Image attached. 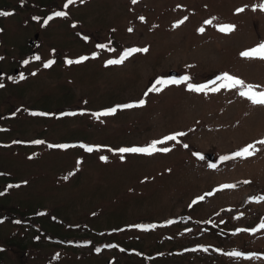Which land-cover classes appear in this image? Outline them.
Listing matches in <instances>:
<instances>
[{
	"label": "rangeland",
	"instance_id": "374dc122",
	"mask_svg": "<svg viewBox=\"0 0 264 264\" xmlns=\"http://www.w3.org/2000/svg\"><path fill=\"white\" fill-rule=\"evenodd\" d=\"M66 4L67 0L56 5L50 0H0V12L11 13L0 15V138L18 137L22 142L0 146V170L11 172L0 177V187L6 179H25L23 185L0 194V203L27 213L45 205L62 222L37 216L42 226L73 238L106 236L111 245L100 248L77 242L75 247L73 239L60 247L40 237L45 245H31L30 251L38 256L28 264H47L45 258L59 247V257L50 264H116L114 256L128 258L121 253L120 241L130 234H138L144 250L199 238L245 245L246 250L264 247L260 227L264 221L259 223L264 219V200L255 199L264 196V145L257 144L259 151L247 158L220 162L206 156L207 151L231 156L264 140V105L239 95L240 87L215 92L187 87L189 83L216 87L222 81L210 82L229 73L264 91V59L241 55L264 42V8L260 7L264 0H75ZM53 7L63 8L59 12L67 15L43 18ZM208 20L212 23L206 24ZM219 25L235 28L223 33ZM133 48L148 51L135 52L122 64L107 63ZM81 57L88 59L67 63ZM184 76L191 79L162 86L160 92L149 91L157 79ZM141 99L146 101L142 107L117 108L114 114L96 118V113ZM167 133H185L157 145L171 149L168 152L115 151L147 147L152 137ZM81 145L100 147L88 152ZM230 184L236 187L221 188ZM21 205H26L23 211ZM240 208L247 214L237 218ZM158 217L162 221L154 228L143 225ZM256 218L255 231L243 226L253 225ZM206 219L210 223L232 219L229 237L209 233ZM129 220L139 225L112 233L95 231ZM70 221L77 228L66 226ZM14 228L1 224L0 235ZM24 229L23 240L28 242L39 230ZM206 247L186 253L195 263H207L202 259L207 258L211 264L214 258L219 264H264V256L256 253L232 256L214 244ZM184 249L188 248L181 252ZM20 261L17 251L0 255V264Z\"/></svg>",
	"mask_w": 264,
	"mask_h": 264
},
{
	"label": "trees",
	"instance_id": "16d2710c",
	"mask_svg": "<svg viewBox=\"0 0 264 264\" xmlns=\"http://www.w3.org/2000/svg\"><path fill=\"white\" fill-rule=\"evenodd\" d=\"M59 2H60V0H50V3L52 5H56ZM59 9L61 10L63 8H60V7L59 8L58 7L49 8L46 11V13L44 14L43 18L48 20L49 17L51 16V14L53 13L52 11L59 10ZM77 106H79V105H77ZM44 207H47V206H45V205L43 206L42 204H40L37 206L36 209H42ZM52 210L53 209L50 208V210H49L50 214L52 213ZM2 213H4V212L0 211V214H2ZM8 213H11V211ZM30 213L31 212H29V215H30ZM217 214L218 213L216 211L215 215H217ZM245 214H247V210L245 208H240V210H238L234 216L237 218H241V216H243ZM47 216H49V215L46 214L45 217H47ZM29 218L31 219V221L33 220L32 217H29ZM41 218H42V216H39V218H37V219L40 220ZM209 219H206L204 222L205 226H206V230L209 231V233L211 232L214 235H217V236L222 237V238L229 237L230 230H232L233 226L228 228V224L233 221L232 219L227 221V222L220 221L219 223L218 222L210 223ZM212 219H217V217L212 218ZM161 221H162V219L158 217V218H156L155 222L154 221L151 222L150 220H145L143 222V225L144 224H146L148 226L151 225L154 228L156 223H161ZM257 221H259V220L256 218L253 222L255 223ZM67 224L70 226L71 225L76 226V222H74V221H70L69 223H66V226H67ZM207 224H209V225H207ZM137 225H139V224H136L134 220H129L126 222L123 221V222L118 223V224H112V225L107 226L105 228L96 229V230L99 232L104 231V232L112 233V231H115V229L127 230V229H130L131 227H134ZM233 225L236 227L238 226L235 223V221L233 222ZM246 226H249V225H246ZM41 228H44L46 230L47 234L52 235L51 237L63 238L66 241L69 240L70 238H72L71 237L72 235H70V233L69 234L61 233V232L57 233V232H54V230L48 226L46 227V226L41 225ZM94 229H95V227H94ZM150 230H153V229H150ZM67 231H69V230L67 229ZM77 237H80V242L81 241L83 242L86 239H89V242L92 241L91 244L94 245V243H95L96 246H98V247H100L103 242H105V243L110 242V240L107 239L106 236H104L100 239L96 238V236H94L92 234L86 235V236L80 235ZM77 237H74V238H77ZM170 238H172V237H170ZM140 241L141 240H140L138 234H130L129 238L120 241V243H121L120 246H122V248L120 249L121 253L127 254L126 256H128V258H126L125 260H122L118 256H114L115 257V263L116 264H149V263L150 264H210L209 263L210 261L207 258H202L203 260H206L207 263H202V262L195 263L194 257H192L191 254H188L186 252H188L189 249L200 248V247H202V245H207V247H209L210 244H214L216 247H220V248H222V250H224L228 253H230V251H232V250L237 249V250L243 251L244 249L247 248L245 245H243V247L242 246H236L237 244H234V243H232V245H228V244H225L222 240H221V242L219 240L218 241L213 240V241H211L213 243H207L206 239L199 238L196 240L189 241V243H186V244H184V243L175 244L174 243L175 241H173V243H171L172 245L170 247L162 246V247H158V248H150V249L144 250V248L140 244ZM64 244H66V243H62L60 245H64ZM35 246H36V248L41 247L40 244L38 246L37 245H35ZM184 247H186L188 249H184L185 251L181 252V249ZM135 249H137V251H135ZM260 249L264 250V247H260ZM14 250L18 252L19 256L21 257V261L22 260L24 261L23 264H28L29 259H27V257L29 256V250H27V248L24 245H21L20 247H16V248H14ZM175 251H178V252H175ZM133 252H135V253H133ZM33 253L35 254L37 252H32L31 254H33ZM136 254L140 258L139 261H136V259H137L135 256ZM33 256H32V258H33ZM213 261L214 262L211 264H219L216 262V260L214 258H213ZM38 263H41V262H38ZM38 263L33 262L32 264H38ZM222 264H227V263H222Z\"/></svg>",
	"mask_w": 264,
	"mask_h": 264
},
{
	"label": "snow or ice",
	"instance_id": "6c2138e0",
	"mask_svg": "<svg viewBox=\"0 0 264 264\" xmlns=\"http://www.w3.org/2000/svg\"><path fill=\"white\" fill-rule=\"evenodd\" d=\"M75 2V0H67V4H73ZM136 0H133V3H135ZM67 4L65 5V7H67ZM261 8H264V5H260ZM238 12L243 11V9H237ZM0 15H11V13L9 12H0ZM55 16H66L67 13L66 12H56L54 14ZM49 19H51V17H49ZM141 20H143V17L140 18ZM185 19H187L185 17ZM183 21H181L182 23ZM206 24H210L212 23L211 20L205 21ZM219 31L223 32V33H230L234 30L235 26L234 25H219L218 26ZM129 31H132V29H129ZM200 32H203L204 29L201 28L199 29ZM101 48L106 47L105 45H100ZM148 49L147 48H133V49H128L125 51V53L123 54V56L120 59H115V60H109L107 61L108 64H122L124 62L125 59H127L129 56H131L133 53L135 52H147ZM241 55L243 57H247V58H251V57H259L261 59H264V42L258 44L257 46L246 50L244 52L241 53ZM35 59H40L39 57H35ZM88 59V57H81L80 60L77 61H72V60H68L67 63L68 64H72V63H80L83 60ZM24 63H28V61H25ZM51 61L48 64H45V67H49L51 65ZM20 79H24L23 74L20 75ZM191 78L189 76H184L182 79L177 80V79H157V81L155 82V84L152 86V88L149 89V91H154V92H160L163 90L162 86H167L169 84H179V83H184L186 81H189ZM217 81H222L221 83L218 84V86L216 87H209L207 84L206 85H202V86H196V85H192V84H188V90L190 91H197V92H205V91H219L221 88H237L240 87L241 90L239 92V95H241L242 97H246L248 98L253 104H257V105H264V91H260L258 90L260 88L259 85H251V84H246L242 79L235 77L229 73H223L221 76L217 77L216 80L211 81L210 83L213 85L217 84ZM159 85V87H158ZM2 86V85H0ZM147 95V93H146ZM146 103L145 100L141 99L138 102L135 103H129V104H124V105H118L117 107H114L112 109H109L107 111L104 112H99L96 113V118L99 119L101 116L104 115H109V114H114L117 111V108H133V107H142L144 106V104ZM74 114V113H73ZM43 115H47V113H44ZM185 135V133H176V134H172V135H168L165 136L162 140H158V141H154L152 142L151 145L147 146V147H132V148H120L118 151L120 153H146L151 155L154 152L160 151V152H168L171 149L169 148H157L158 144H162L166 141H175L178 139L179 136ZM35 143H43V141H35ZM257 144H261L264 145V140H260L257 141L253 144H249L246 147H244L243 149L233 153L231 156H225V157H221L222 160H226V159H234V158H247V157H251L253 155H255V153L257 151H259V149L256 147ZM52 147H60V148H67L69 147L68 145H52ZM81 147H84L88 152H92L95 150V148H98L100 146H88V145H81ZM185 147H187V145H185ZM199 155V154H197ZM201 159H203V157H200ZM107 157L106 156H102L101 160L107 161ZM121 159H124L123 155H121ZM215 164L210 165V167H215ZM65 179H67V177H65ZM245 183H248L247 181ZM236 185L234 184H230V185H222L221 188H235ZM208 195H212V193H209ZM198 199L203 200L204 197H199ZM257 200H264V196L255 198ZM138 227H146V226H138ZM147 227H152V226H147ZM261 228H264V223H262L260 225ZM255 231V230H252ZM205 251H207V249H205ZM229 255L232 256H240L242 255V253L239 252H233V253H229Z\"/></svg>",
	"mask_w": 264,
	"mask_h": 264
},
{
	"label": "flooded vegetation",
	"instance_id": "af4514ba",
	"mask_svg": "<svg viewBox=\"0 0 264 264\" xmlns=\"http://www.w3.org/2000/svg\"><path fill=\"white\" fill-rule=\"evenodd\" d=\"M20 207L22 210V207H25V205H21ZM14 218L16 219L15 223H12L10 225L14 226L15 230L10 229L6 234L0 235V255H3L5 250L15 251L14 248L20 247L21 245H24L27 249H30L32 244L38 245V243L41 241L40 237H37V239H33L32 241H29V242L23 240L22 232H24L25 230L24 228L28 226V223L26 222L27 220H24L21 214H16ZM16 237L18 240L15 239ZM24 242H27V243L23 244ZM27 259H29V256L27 257ZM23 262L24 261L22 260V262L20 261L19 264H23Z\"/></svg>",
	"mask_w": 264,
	"mask_h": 264
},
{
	"label": "water",
	"instance_id": "95a60500",
	"mask_svg": "<svg viewBox=\"0 0 264 264\" xmlns=\"http://www.w3.org/2000/svg\"><path fill=\"white\" fill-rule=\"evenodd\" d=\"M38 35H39V34H38V33H36V35H35V36L37 37ZM31 40H32V39H31ZM170 71H171V73H176V72H177V71H175V70H173V69H172V70H170ZM208 155H209L210 157H212V158L214 157V155H213V153H212V152H208Z\"/></svg>",
	"mask_w": 264,
	"mask_h": 264
}]
</instances>
